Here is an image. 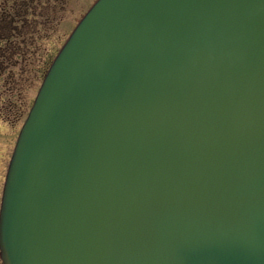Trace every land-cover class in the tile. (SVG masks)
Listing matches in <instances>:
<instances>
[{"label": "water", "instance_id": "obj_1", "mask_svg": "<svg viewBox=\"0 0 264 264\" xmlns=\"http://www.w3.org/2000/svg\"><path fill=\"white\" fill-rule=\"evenodd\" d=\"M0 260L264 264V0H96L19 131Z\"/></svg>", "mask_w": 264, "mask_h": 264}, {"label": "rangeland", "instance_id": "obj_2", "mask_svg": "<svg viewBox=\"0 0 264 264\" xmlns=\"http://www.w3.org/2000/svg\"><path fill=\"white\" fill-rule=\"evenodd\" d=\"M95 1L50 0L49 7L44 10L49 18H53L50 29L45 30L48 35L38 40L37 49H32L33 52L26 60L16 64L13 85L4 84V77H0V202L5 174L19 129L41 81L73 28ZM40 30L44 32L42 27Z\"/></svg>", "mask_w": 264, "mask_h": 264}, {"label": "trees", "instance_id": "obj_3", "mask_svg": "<svg viewBox=\"0 0 264 264\" xmlns=\"http://www.w3.org/2000/svg\"><path fill=\"white\" fill-rule=\"evenodd\" d=\"M49 1L0 0V77L4 84L13 85L16 64L26 60L37 49L38 40L48 35L45 30L50 29L53 18L44 10Z\"/></svg>", "mask_w": 264, "mask_h": 264}]
</instances>
